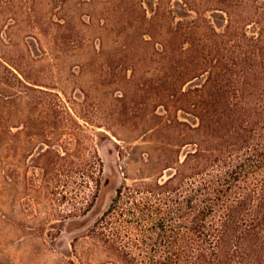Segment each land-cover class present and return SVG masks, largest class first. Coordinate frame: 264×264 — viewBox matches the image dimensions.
Returning a JSON list of instances; mask_svg holds the SVG:
<instances>
[{
	"label": "rangeland",
	"instance_id": "rangeland-1",
	"mask_svg": "<svg viewBox=\"0 0 264 264\" xmlns=\"http://www.w3.org/2000/svg\"><path fill=\"white\" fill-rule=\"evenodd\" d=\"M172 2L173 23L197 16ZM113 11L105 0H0V264H114L91 230L118 188L168 178L200 139L179 95L132 81L167 64L156 50L162 22L138 12L114 30ZM94 153L98 197L68 216L85 208L81 176Z\"/></svg>",
	"mask_w": 264,
	"mask_h": 264
},
{
	"label": "trees",
	"instance_id": "trees-1",
	"mask_svg": "<svg viewBox=\"0 0 264 264\" xmlns=\"http://www.w3.org/2000/svg\"><path fill=\"white\" fill-rule=\"evenodd\" d=\"M105 1L116 6L112 27L138 12L162 22L156 52L167 64L132 81L154 84L161 97L179 95L183 108L197 113L200 134L168 178L118 188L91 230L107 262L264 264V0H178L197 16L190 12L177 23L172 0ZM208 11L222 13L225 23ZM84 168L86 205L68 216L86 214L98 197L101 157L94 153Z\"/></svg>",
	"mask_w": 264,
	"mask_h": 264
}]
</instances>
